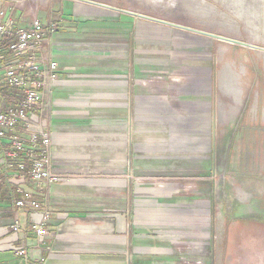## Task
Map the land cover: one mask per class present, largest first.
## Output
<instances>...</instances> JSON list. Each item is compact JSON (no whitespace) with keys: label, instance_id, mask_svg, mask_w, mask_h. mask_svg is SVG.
I'll return each instance as SVG.
<instances>
[{"label":"crops","instance_id":"obj_1","mask_svg":"<svg viewBox=\"0 0 264 264\" xmlns=\"http://www.w3.org/2000/svg\"><path fill=\"white\" fill-rule=\"evenodd\" d=\"M61 1L70 12L56 8L60 0H26L14 13L18 25L34 14L42 22L62 14L44 47L58 69L45 127L60 177L46 195L47 219L44 202L16 210L0 192V264H167L177 259L174 236L149 216L155 204L146 198L144 178L170 172L169 146L221 143L222 134L232 141L244 123L264 122V87L245 88L230 56L218 72L212 36L202 57L193 46L154 48L136 42L148 30L141 22L135 31L128 12L101 14L94 0ZM205 150L194 157L209 159ZM14 213L18 231L10 227ZM39 223L47 231L42 241L34 230ZM154 247L161 252L151 255Z\"/></svg>","mask_w":264,"mask_h":264},{"label":"rangeland","instance_id":"obj_2","mask_svg":"<svg viewBox=\"0 0 264 264\" xmlns=\"http://www.w3.org/2000/svg\"><path fill=\"white\" fill-rule=\"evenodd\" d=\"M94 1L100 4L91 2L101 14L109 10L133 12L129 15L134 30L141 22L148 30L144 42L137 40L135 33L136 42L154 48L183 50L193 46L202 57L210 35L183 30L191 28L264 47V0ZM106 3L110 7L103 5ZM67 6L60 0L56 8L70 12ZM61 16L53 17L59 22ZM223 41L215 39L217 71L228 68L223 57L230 56L231 68L245 77L240 76L244 87L250 86L252 93L263 89L264 50ZM224 45H228L227 55ZM257 120L238 127L241 132L234 131L232 141L222 134L221 143L167 147L169 157L164 166L170 172L144 178L146 198L151 196L149 203L155 204L150 206L149 216L157 217L165 234L174 236L177 259L167 264H264V122ZM203 148L209 159L194 157ZM212 151L217 159L211 158ZM169 196L182 202H165ZM157 230L161 228L154 227L153 231ZM148 251L157 255L161 248Z\"/></svg>","mask_w":264,"mask_h":264},{"label":"built area","instance_id":"obj_3","mask_svg":"<svg viewBox=\"0 0 264 264\" xmlns=\"http://www.w3.org/2000/svg\"><path fill=\"white\" fill-rule=\"evenodd\" d=\"M24 1L0 0V192L5 189L16 210H34L44 202L47 219L46 195L60 176L53 172L51 134L45 127L46 97L58 69L44 47L59 24L52 16L42 22L36 14L29 24H16L15 9ZM12 218L10 227L18 231L17 213ZM34 230L42 241L47 234L42 224Z\"/></svg>","mask_w":264,"mask_h":264},{"label":"water","instance_id":"obj_4","mask_svg":"<svg viewBox=\"0 0 264 264\" xmlns=\"http://www.w3.org/2000/svg\"><path fill=\"white\" fill-rule=\"evenodd\" d=\"M104 6H106V5H104ZM130 14L131 13H133V12H129ZM190 30V29H189ZM193 31H196V32H199V33H202V34H208V35H210V36H212V37H216V38H218L219 40H224V41H226V42H229V43H232V44H239V45H241V46H244V47H253V48H258V47H256L255 45H253V44H249V43H247V42H244V41H240V40H238V39H232V38H229V37H226V36H216V35H214V34H210V33H203V32H200V31H197V30H194V29H192ZM259 49H262V50H264L263 48H259Z\"/></svg>","mask_w":264,"mask_h":264}]
</instances>
